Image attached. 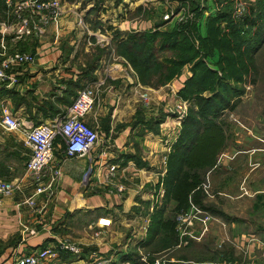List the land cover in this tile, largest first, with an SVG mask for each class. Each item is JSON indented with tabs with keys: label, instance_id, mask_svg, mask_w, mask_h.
Here are the masks:
<instances>
[{
	"label": "crops",
	"instance_id": "0c3cea01",
	"mask_svg": "<svg viewBox=\"0 0 264 264\" xmlns=\"http://www.w3.org/2000/svg\"><path fill=\"white\" fill-rule=\"evenodd\" d=\"M11 11L0 0V60L15 51L35 53L36 59L33 64L13 65L7 72L14 78L12 83L0 81V121L4 115H12L20 122L16 130H7L0 123V181L19 185L10 195L0 194V264H15L24 254L56 246L66 239L82 245L102 246L100 237L122 226L125 214L129 220L136 219L137 224L131 225L134 227L131 236H138L141 241L147 233L151 214L163 200L164 189L159 181L166 172L167 156L179 131L171 120L157 131L147 130L146 122L157 116L155 112L159 107L166 111L179 101L181 77L166 88L143 86L135 81L123 59L112 52L107 56L110 60H100L93 80H79L80 66H76L71 55L77 33L71 27L69 13H63L40 35L18 37ZM153 12V19L144 22L128 20L125 23V17L118 18L117 25H112L113 30L130 31L129 26L132 30L150 29L161 16L160 11ZM76 80L85 83L83 88L89 86L95 91L93 106L84 119L95 129L98 140L87 155L71 158L64 154L62 143L56 141L52 163L59 166L61 174L48 201L45 202L43 195L33 196L36 206L42 208L39 213L25 202L33 195L34 185L25 167L31 148L26 143L24 130L64 115L82 89L71 86ZM138 112L142 113V121L137 120ZM243 139L236 138L232 147H239ZM227 141L215 166L205 174L201 190L204 202H215L231 220L212 215L190 202L187 212L192 209L202 212L188 228L194 237L190 240L193 243L190 251L194 250L195 243L201 242L197 248H208L210 256L216 247L229 245L233 261L220 256L215 260L206 258L204 264H239V251L248 256L247 264H264V240L243 234L245 232L240 234L238 226L244 223L224 206L227 198L231 202L253 197V209L264 208V189L254 190L255 180L248 181L246 175L243 179L227 175L240 166L242 160L248 163L252 159L248 154L264 153V145L252 149L251 153L241 149L228 152ZM239 154H245V160ZM110 172L114 175L110 176ZM119 185L124 187L122 192L117 191ZM169 205L170 211L174 203L171 201ZM204 213L211 218L204 221ZM250 239L253 241L249 242ZM255 249L260 251V256L252 255ZM83 259L79 263L85 262ZM91 260L89 257L86 262L91 264L95 259ZM178 261L170 257L169 262Z\"/></svg>",
	"mask_w": 264,
	"mask_h": 264
},
{
	"label": "trees",
	"instance_id": "16d2710c",
	"mask_svg": "<svg viewBox=\"0 0 264 264\" xmlns=\"http://www.w3.org/2000/svg\"><path fill=\"white\" fill-rule=\"evenodd\" d=\"M180 1H190L191 11L194 13L193 22L177 25L166 31L153 29L125 32L115 29L109 45L99 49V53L92 56L93 61L86 62L79 68V80H93V72L100 60L113 52L132 68L138 83L157 88L180 77L181 69L186 64L190 65L191 75L182 82L178 96L182 100L191 101L197 109L189 110L183 121L180 134L168 153L165 175L159 181L164 189L163 200L151 214L146 239L140 245V248L152 246L153 253H150L146 261L141 260L140 255L132 251L126 253L125 262L129 264H153V256L160 251L157 249L171 250L169 259L173 257L179 260L167 264H204L206 258L213 260L220 256L230 260L234 258L229 245L221 249L216 247L210 256L208 248L190 251L193 244L190 240L186 247L176 248L179 240L176 216L180 211H187L192 202L212 215L231 220V217L214 204L204 202L205 195L201 190V184L205 174L215 166L219 153L226 146L227 134L219 118L223 111L234 108L236 102L231 103V97L239 93L238 87H232L230 79L235 82L241 81L243 73L248 71L243 52H256L263 40L264 0H249L248 12L237 20L231 15V0H215L217 12L208 19L206 37H199L194 26L203 13V7L200 8L198 1L195 0ZM194 41H198V46ZM166 52L170 53L169 57L160 55ZM215 52L217 61L214 64L221 75L208 67L202 59L212 56ZM78 81L71 82V86L83 88L85 83ZM206 90L212 91V96L208 98L199 96ZM164 114L167 113L148 120L146 129L157 131L159 125L166 119ZM136 116L137 120H143L141 112ZM56 141L62 143L60 139ZM171 201L174 207L167 213L166 207ZM90 249L83 247L81 253L72 254L59 248V254L67 260L75 257L84 258ZM184 249L186 253H179Z\"/></svg>",
	"mask_w": 264,
	"mask_h": 264
},
{
	"label": "rangeland",
	"instance_id": "374dc122",
	"mask_svg": "<svg viewBox=\"0 0 264 264\" xmlns=\"http://www.w3.org/2000/svg\"><path fill=\"white\" fill-rule=\"evenodd\" d=\"M198 1L200 8L203 9V13L198 18V21L195 23V30L198 33L199 37H206L207 30H208V19L214 16L217 12V6L215 4V0H195ZM249 0H245L247 3ZM190 1L188 2H181L180 0H61L62 5L65 8L63 13H69L67 16L70 18L72 22V29L74 33H77V36H74L75 44L72 52L73 62L76 63V66H82L86 62L93 61L94 54L99 53V49L103 48V46L109 45L113 36H114V27L117 25L118 18L125 17V23L129 22L128 20L134 21H148L147 19H153V10L160 11V19L158 18L155 20L153 27L150 29L147 28H136L134 30L138 31H148L153 29H159V31H166L170 30L177 25H184L188 22H193L194 18L185 20H178V17L183 14L186 15L189 11H191ZM213 5L211 9V5ZM232 4V3H231ZM183 7V10L181 9ZM248 6L246 7L248 12ZM211 9V10H210ZM182 10V11H180ZM172 11L173 14L180 11L181 14L177 16L175 19L170 20L173 18L172 15H169L167 19H163V15L167 12ZM161 21V22H160ZM113 25V26H112ZM129 29L132 28L129 26ZM253 31V30H252ZM126 32V31H125ZM264 34V33H263ZM263 37V36H262ZM198 41H194L196 46ZM244 48V47H243ZM242 50V49H241ZM253 52V51H252ZM251 51L243 52L245 53L244 62L247 64L248 71L241 77L240 82H235V80L230 79V83L233 85L232 87H238L239 93L233 94L231 97V103L236 102L235 106L232 110H225L222 112L219 121L224 126V129L227 133V145H228V152L232 150L241 149L242 151H248V153L253 152L252 149L256 147H260L264 145V37L261 44L258 46L257 51L252 53ZM163 56H170L169 52L161 53ZM104 56V55H103ZM217 53L213 54L212 56H206L202 59L204 60L205 64L210 67L211 69L217 71L218 75H221L219 70H217V66L214 64L217 61ZM113 57V56H112ZM215 57V58H214ZM214 58V59H213ZM250 58L252 60H250ZM103 60H110L109 57H103ZM107 63V62H106ZM128 70L134 75L132 68L125 63ZM131 69V70H130ZM191 75L190 72V65H185L181 69V82H183L186 78ZM135 77V75H134ZM179 78V77H178ZM176 80V79H174ZM179 80V79H177ZM135 81L137 79L135 77ZM173 81V80H172ZM171 81V82H172ZM179 82V81H178ZM170 83V82H169ZM168 83V84H169ZM140 84V83H139ZM167 85V84H166ZM164 85V88H166ZM147 87V86H146ZM152 88V87H150ZM158 88V87H157ZM154 88V89H157ZM169 89V88H167ZM179 92V90H178ZM177 92V95H178ZM213 92L206 90L199 94V96L208 98L212 96ZM179 97V96H178ZM185 101L186 106V115L182 117L181 120H176L177 114L172 112L173 108L176 104ZM173 108H165L159 107L158 110L155 112L157 113L156 117L162 116L163 113L166 115L165 121L162 123L164 124L166 121L171 120L174 121L179 128L177 138L180 134L182 123L185 120L189 110L197 109L196 105L189 100H182L179 98V101L176 103ZM152 118H155L152 117ZM160 124L159 127L162 125ZM245 126L248 130L244 129L242 126ZM252 133V134H251ZM254 137L257 138H252ZM241 145L239 147H232L235 145L236 138H243ZM174 142L172 143V145ZM234 148V149H231ZM264 152V150H262ZM264 153L256 152L254 155H250V159L248 163H244L245 161L242 160L240 166L236 167L232 171H228V176H232L236 179L239 177L240 179L248 178V181H254L252 184V188L255 190H263L264 189V156L261 155ZM241 158L245 154H239ZM245 160V159H244ZM230 167V166H229ZM165 174L162 175V177ZM238 178V179H239ZM214 192V191H213ZM217 199V198H215ZM214 199V200H215ZM213 200V201H214ZM224 206L226 211L234 216H239L240 220L244 224H239L240 234H250L251 237H257L260 240H264V208L259 206L257 209H253V197L247 198L243 197L238 200H234L230 202V199L227 198L225 200ZM214 206L218 207V204L215 202H211ZM167 213L169 212L170 205L168 204ZM238 217V218H239ZM81 223V222H80ZM79 223V224H80ZM150 223V221H149ZM136 219L127 218L125 214L122 217V223L120 227H116L112 233H104L100 237V241L102 242L99 246H91V245H82L74 240H63L56 246H51L57 249L58 257L57 259L51 261V264H59L62 262L63 264H89L86 262L89 257L94 260L100 261V264H125V255L126 253H132L141 255V253H153L151 251L152 246L144 249H139L141 243L144 242L146 239L147 233L145 237L140 241H138V236L133 237L131 236V229L134 228L131 225H136ZM78 226V225H77ZM247 236V235H246ZM131 239V240H129ZM68 243L70 245H76L80 249V253L83 251V247H90L91 249L87 251L83 260L85 262L79 263V260L82 258L75 257L71 258L70 260L63 259L62 256L60 257L59 248L62 242ZM196 244V243H195ZM194 244V251L198 249V244L200 245L201 242L195 245ZM158 246V245H157ZM156 246V248H157ZM95 247V248H92ZM160 247V246H159ZM95 249V250H92ZM149 249V250H148ZM154 249V248H153ZM163 249V248H162ZM62 250V249H61ZM160 250L158 254H155L153 257L154 259L158 258L165 263L169 262L171 250ZM238 250V249H237ZM101 251V252H99ZM181 251V250H179ZM178 251V252H179ZM177 252V253H178ZM157 253V252H155ZM179 253H186V250H182ZM73 254V253H72ZM151 255V254H150ZM147 255L146 260L150 257ZM254 257L260 256V251L255 249L252 254ZM239 264H247L248 256L244 254L242 251H239ZM59 260V262H58ZM91 260V261H92ZM95 260L91 264H96ZM57 261V262H54ZM48 264V262L44 263ZM129 264V263H126Z\"/></svg>",
	"mask_w": 264,
	"mask_h": 264
},
{
	"label": "built area",
	"instance_id": "2783aa9c",
	"mask_svg": "<svg viewBox=\"0 0 264 264\" xmlns=\"http://www.w3.org/2000/svg\"><path fill=\"white\" fill-rule=\"evenodd\" d=\"M3 2L10 8V11L12 10L13 21L17 24L16 34L18 37L40 35L44 29L56 23L64 12L61 0H3ZM231 3L232 18L234 20L240 19L247 11V3L245 0H231ZM181 9L183 10V7ZM180 11L175 14L172 11L167 12L163 15V19H167L169 15H172L173 18H170V20H173L181 14ZM183 18L192 20L194 13L189 11L184 16L182 14L178 17V20ZM35 59V53L31 52L15 51L6 55L0 60V81L12 83L14 78L7 73L9 69L13 65L33 64ZM94 99V89L89 86L84 87L78 91L64 115L24 130L26 143L31 148V154L25 167L26 171L32 175L34 185L33 195L28 197L25 202L34 211L40 213L42 208L36 206L33 196L43 195L45 202L48 201L54 194L55 183L61 174L59 166L52 163L56 140L60 139L62 141L64 154L70 158L87 155L97 143V132L84 119L93 106ZM185 104V101H183L174 106L172 112L177 114L176 120H181L186 115ZM0 123L7 130H16L20 127L19 120L12 115H4ZM113 175L114 173L110 172V176ZM116 188L118 192L124 190L123 185H119ZM16 189H19L18 184L0 181L1 195H10ZM199 213L202 212L197 209L177 213L176 226L179 240L175 246L176 248L183 247L187 245L188 240L194 239L188 228L193 226V221ZM203 216L204 221L211 218L206 213ZM251 241L253 239L249 240V242ZM60 249L73 254L80 253V249L76 245H70L65 243V241L60 244ZM147 255L150 254L141 253L140 259L146 261ZM57 257V249L46 246L18 257L15 264H44L57 259ZM95 262L100 264L99 259L95 260ZM153 264H167V262L165 263V261L156 258ZM223 264L233 263L226 262Z\"/></svg>",
	"mask_w": 264,
	"mask_h": 264
}]
</instances>
